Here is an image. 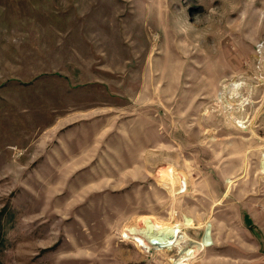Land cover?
I'll return each mask as SVG.
<instances>
[{"label": "rangeland", "instance_id": "374dc122", "mask_svg": "<svg viewBox=\"0 0 264 264\" xmlns=\"http://www.w3.org/2000/svg\"><path fill=\"white\" fill-rule=\"evenodd\" d=\"M0 264H264V0H0Z\"/></svg>", "mask_w": 264, "mask_h": 264}, {"label": "bare ground", "instance_id": "6f19581e", "mask_svg": "<svg viewBox=\"0 0 264 264\" xmlns=\"http://www.w3.org/2000/svg\"><path fill=\"white\" fill-rule=\"evenodd\" d=\"M158 232V231H157ZM208 238V237H207ZM208 240V239H207ZM200 249H201V247H200ZM198 252V250L196 249V251H195V253H197ZM195 253H194V255H195Z\"/></svg>", "mask_w": 264, "mask_h": 264}]
</instances>
